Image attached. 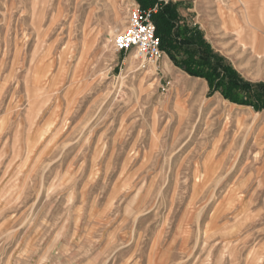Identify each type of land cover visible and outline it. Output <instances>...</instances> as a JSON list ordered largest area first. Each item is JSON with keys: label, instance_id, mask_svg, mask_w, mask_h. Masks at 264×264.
<instances>
[{"label": "rangeland", "instance_id": "obj_1", "mask_svg": "<svg viewBox=\"0 0 264 264\" xmlns=\"http://www.w3.org/2000/svg\"><path fill=\"white\" fill-rule=\"evenodd\" d=\"M135 3L0 0V264H264V111L117 53Z\"/></svg>", "mask_w": 264, "mask_h": 264}, {"label": "trees", "instance_id": "obj_2", "mask_svg": "<svg viewBox=\"0 0 264 264\" xmlns=\"http://www.w3.org/2000/svg\"><path fill=\"white\" fill-rule=\"evenodd\" d=\"M136 2L142 9L158 6L152 20L160 50L175 67L191 77L205 80L209 97L219 93L229 103L264 111V83L245 80L232 63L214 50L199 26L180 15L179 3L172 0Z\"/></svg>", "mask_w": 264, "mask_h": 264}, {"label": "crops", "instance_id": "obj_3", "mask_svg": "<svg viewBox=\"0 0 264 264\" xmlns=\"http://www.w3.org/2000/svg\"><path fill=\"white\" fill-rule=\"evenodd\" d=\"M172 1L175 3L176 2L180 3V6H179L180 15L186 20H188L190 23H192L193 25L199 26V28L205 34V38L209 41V43L212 45L214 50L218 52V50L215 49L213 43L211 42L212 41L211 38L215 36L216 37L219 36L218 33H221L224 31L219 24V13H218L219 1L218 0H172ZM251 1H252L251 4L255 5L256 15L254 17L255 22L253 24L252 23L250 24V33L255 34V36L259 40V42L257 43V48L258 47L260 48V47H264V20H262L259 17L258 13L260 11V8L264 6V0H251ZM226 4L228 5L232 4L231 0H223V6ZM213 22L214 23L217 22V24L214 25ZM211 24L214 25V30ZM156 63H159V68L161 69L163 73L173 72V63L170 61L167 55L163 54L161 59ZM233 63H234L233 64L234 68L243 77H245L244 75H246V72L248 73V71H252L250 70V68L244 67L243 65L245 64H241V62H239L238 60L234 59ZM248 74L252 78V79L248 78V79H251L250 81H263L262 78H254L252 75V72ZM204 82H205V89H207L208 84L206 81ZM62 101L65 102V99ZM61 112H62L61 117H59L58 119V126L64 123V108H63V111ZM34 118H35V126L38 125V127H40L39 129H42L43 127L47 126V123L50 118L49 108L44 107L39 111L38 109H36ZM2 119H5V118H2ZM36 155L38 156V153Z\"/></svg>", "mask_w": 264, "mask_h": 264}, {"label": "built area", "instance_id": "obj_4", "mask_svg": "<svg viewBox=\"0 0 264 264\" xmlns=\"http://www.w3.org/2000/svg\"><path fill=\"white\" fill-rule=\"evenodd\" d=\"M158 9V6L142 9L138 3L133 5L125 30L114 39V49L117 53L128 54L136 51L143 62L156 63L161 59L164 53L160 50V42L155 35L152 20Z\"/></svg>", "mask_w": 264, "mask_h": 264}, {"label": "bare ground", "instance_id": "obj_5", "mask_svg": "<svg viewBox=\"0 0 264 264\" xmlns=\"http://www.w3.org/2000/svg\"><path fill=\"white\" fill-rule=\"evenodd\" d=\"M251 2V0H240V5L238 4V2L234 3V5L232 6L234 9V13H225L222 8H219V18L223 22L222 29L226 32L225 34H231L232 36L236 37V39L238 40V44L243 47L242 52L245 53L249 50L252 54V57L257 58L256 60L258 61V65L260 66V64L264 62V47L257 48V43L259 42V40L254 33H250V24H253L255 22L254 17L256 15L255 5L251 4ZM258 15L262 20H264V6L260 8ZM236 57L239 58V55H236ZM134 59L135 56L132 55L129 59V65L133 64ZM248 64L251 65V62H249ZM252 68H254V66L251 67V69ZM182 76L178 77L181 80V83L183 79Z\"/></svg>", "mask_w": 264, "mask_h": 264}]
</instances>
